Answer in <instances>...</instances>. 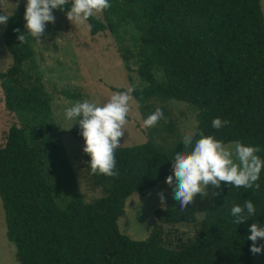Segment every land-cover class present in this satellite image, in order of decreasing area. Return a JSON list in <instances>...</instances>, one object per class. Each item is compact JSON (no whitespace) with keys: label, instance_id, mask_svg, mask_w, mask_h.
<instances>
[{"label":"trees","instance_id":"trees-1","mask_svg":"<svg viewBox=\"0 0 264 264\" xmlns=\"http://www.w3.org/2000/svg\"><path fill=\"white\" fill-rule=\"evenodd\" d=\"M110 3L101 18L86 20L89 33L109 31L120 39L125 23L134 26L135 49L124 47L119 53L123 60L136 61V72L145 82L131 94L143 121L155 111V102L183 101L197 109L194 141L202 133L225 144L259 146L257 154L264 159V13L260 0ZM71 4L69 0L65 11L53 12L67 13ZM25 11L26 4L21 3L7 15L2 40L12 63L0 71L6 111L24 112L36 119L33 141L24 126L12 123L0 145V199L6 237L15 247L17 264H254L253 242L247 236L251 224L264 227V169L258 190L225 182L213 188L220 194L213 193L212 204L200 219L190 203L183 211L180 206L155 209L153 227L143 240L119 231L126 198L151 190L173 170L175 153L188 150L166 111L167 121L144 127L145 142L116 149L118 176L92 174L90 157L84 152L85 177L101 195L85 201L75 191L65 206L59 205L44 168L45 154L59 149V130L53 121L50 93L40 77L23 68L35 54L32 37L24 44L18 40L16 29L27 35ZM0 14L6 15L1 9ZM63 93L80 99V94L69 90ZM217 117L230 121L229 125L213 128ZM247 199H252L256 213L237 225L231 208ZM177 224L194 225L193 236L184 238ZM257 243L264 244V238Z\"/></svg>","mask_w":264,"mask_h":264},{"label":"rangeland","instance_id":"rangeland-1","mask_svg":"<svg viewBox=\"0 0 264 264\" xmlns=\"http://www.w3.org/2000/svg\"><path fill=\"white\" fill-rule=\"evenodd\" d=\"M260 2L264 13V0ZM21 3L27 4V0H0V9L6 15H11ZM53 14L55 23L46 24L45 34L40 40L32 38L35 54L23 64V68L27 74L40 77L51 95L53 121L59 130V149L45 154L44 168L51 176L54 196L63 207L75 191H80L85 201H91L101 195V191L93 189L85 177V142L79 133V123L66 118V109L84 100L103 105L111 95L124 92L130 87L140 88L145 82L136 72V61L123 60L119 53V50L124 52V47L135 49L132 35L136 34V30L132 23L123 25L120 29L122 38L117 39L109 31L90 35L86 21L72 22L67 13L63 12ZM97 15L102 17V13ZM4 27L5 25L0 24V71H5L12 63V56L2 40ZM64 90L80 94V99L68 98L63 93ZM129 104L130 112L124 126V136L120 138V146L146 141L140 107L133 97ZM155 105L168 113L173 128L181 139L186 133L194 131L197 125L196 108L176 100L155 102ZM35 122L36 119L30 114L6 111L0 88V145L4 143L8 127L12 123L24 126L30 141H33L36 137L32 131ZM235 144L236 142L226 143L229 146ZM168 176L158 182L149 194L134 193L126 198L124 214L118 219V229L121 233L134 240H143L153 227L155 209L180 206L179 202L173 199L174 185L169 186L166 183ZM162 191L166 196L165 204L161 203L158 195ZM208 193L206 197L201 194L195 197L193 204L197 208L198 219L212 204L214 191L211 185L208 187ZM176 228L184 238L193 236L195 230L194 225L187 224H177ZM5 231L4 210L0 199V264H17L15 247L7 239ZM253 263L264 264V252L255 254Z\"/></svg>","mask_w":264,"mask_h":264},{"label":"clouds","instance_id":"clouds-1","mask_svg":"<svg viewBox=\"0 0 264 264\" xmlns=\"http://www.w3.org/2000/svg\"><path fill=\"white\" fill-rule=\"evenodd\" d=\"M68 2L69 0H27L24 13L27 35L16 29L20 43H27L29 36L40 40L45 34L46 24L55 23L53 10L65 11ZM109 8H111L110 0H72L67 17L72 22L82 23L90 17L99 19L97 14ZM8 19L9 16L0 14V24L6 26ZM134 91L135 89L130 87L124 92H117L103 105L84 100L66 109V118L80 125V134L85 140L83 151L90 157L92 174L118 176L115 151L121 145L120 138L124 136V126L127 124L130 112L129 102ZM161 119L167 121L168 117L161 108L157 107L143 121V126L155 127ZM229 123L230 121L217 117L212 121V127L221 129ZM196 135V132L191 131L183 136L181 142L188 150L176 152L171 158L173 171L166 178L169 186L174 185L173 199L179 202L182 211L188 209L190 203H194L197 194L208 196L209 185L219 189L221 182H225L236 188L257 190L260 188L257 181L264 169V159L257 154L261 151L259 146L244 145L240 142L229 146L214 136L202 133L200 138L194 141ZM214 194L218 196L220 193ZM158 195L161 203L165 204L164 192ZM255 213L256 206L252 199H247L243 205L237 204L231 208V214L236 218L237 225L249 220ZM249 232L247 239L253 242L250 249L252 254L264 252V244L257 243L264 238V227L259 223H253Z\"/></svg>","mask_w":264,"mask_h":264},{"label":"crops","instance_id":"crops-1","mask_svg":"<svg viewBox=\"0 0 264 264\" xmlns=\"http://www.w3.org/2000/svg\"><path fill=\"white\" fill-rule=\"evenodd\" d=\"M151 192V190H149L146 194H149Z\"/></svg>","mask_w":264,"mask_h":264}]
</instances>
